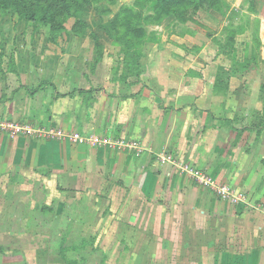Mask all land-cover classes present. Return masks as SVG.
<instances>
[{"label":"crops","instance_id":"obj_1","mask_svg":"<svg viewBox=\"0 0 264 264\" xmlns=\"http://www.w3.org/2000/svg\"><path fill=\"white\" fill-rule=\"evenodd\" d=\"M204 43L195 56L177 50L160 56L166 84L156 70L119 71L97 79L96 88L93 71L69 60L72 50L51 51L53 62L44 52L27 67L17 58V68L0 74V122L61 128L101 141L10 134L0 126V199L91 189L111 218L126 216L125 228L138 225L133 216L147 234L165 233L159 231L163 223L171 225L169 241L193 253L187 264H264V122L254 116L253 102L224 103L242 90L232 84L236 77L225 78V86L221 77L209 78L221 56L206 54L212 48ZM140 63L143 69V58ZM163 154L188 161L243 200L218 198L162 162ZM113 204L125 210L112 211Z\"/></svg>","mask_w":264,"mask_h":264},{"label":"rangeland","instance_id":"obj_2","mask_svg":"<svg viewBox=\"0 0 264 264\" xmlns=\"http://www.w3.org/2000/svg\"><path fill=\"white\" fill-rule=\"evenodd\" d=\"M134 1L115 0L110 6L112 13L103 15L97 10L107 8L106 2L97 10L90 6L75 8L62 25L52 28L0 9V74L8 67L12 71L17 68V58L27 67L29 60L40 61L44 52L45 59L53 62L51 51L61 49L64 54L72 50L68 54L74 58L69 60L75 64L79 59L83 71H93L95 87L101 88L97 79L119 71L139 75L141 71L156 70L155 75L161 78L166 75L167 64L160 56L175 54L173 50L195 56L207 42L212 50L207 48L206 54L213 55L216 50V55L221 56L216 60V71L212 68L208 73L209 78L218 81L221 77L220 86H225V78L236 77L232 84L242 90L240 94L234 91L226 95L224 103L253 102L258 106L254 116L264 122V0H214V5L196 10L187 2V13L178 19L173 15L165 17L149 2L144 9L133 5ZM124 6L142 11L141 37L121 35L125 31L121 16L116 26L109 24ZM238 55L240 61L236 59ZM141 58L146 62L143 69ZM191 77L195 86L200 76ZM165 78L160 79L161 84L168 82ZM134 79L130 74L129 80ZM172 168L179 170L174 164ZM90 190H50L47 197L36 192L4 195L0 199V264H187L186 258L193 253L182 250L177 241H169L170 232L175 231L171 225L163 223L159 231L167 229L165 233L147 234L143 233L146 225L133 216L131 220L139 226L125 228L126 216L111 218L113 213L103 210L101 196ZM125 207L113 204L112 211L120 212ZM181 256L182 261L178 259Z\"/></svg>","mask_w":264,"mask_h":264},{"label":"trees","instance_id":"obj_3","mask_svg":"<svg viewBox=\"0 0 264 264\" xmlns=\"http://www.w3.org/2000/svg\"><path fill=\"white\" fill-rule=\"evenodd\" d=\"M213 1L214 0H135L133 5L144 8L149 2L148 4L151 8H159L165 17L173 15L178 19L180 14L187 13V2H191L190 4H192L193 7H191L192 10H196L204 6L214 5ZM102 2L107 3V8L97 10L101 8L100 5ZM114 4L115 0H0V9L15 13L31 22L50 25L52 28V26L62 25L68 17H71L72 10L75 8L90 6L97 10L99 15H103L104 13H112L110 6ZM159 9L155 10L159 12ZM155 10L154 14L156 15ZM141 13V10L134 11L131 6H124L119 12L114 14L113 20L109 22V24L111 26H116L121 16V25H123L125 29L121 35H130L131 39L141 37L144 35V29L141 26ZM146 16V18L151 17L149 15ZM180 20L188 21L186 18H181ZM75 22H77V19H75ZM104 29L106 30V28Z\"/></svg>","mask_w":264,"mask_h":264},{"label":"built area","instance_id":"obj_4","mask_svg":"<svg viewBox=\"0 0 264 264\" xmlns=\"http://www.w3.org/2000/svg\"><path fill=\"white\" fill-rule=\"evenodd\" d=\"M0 126L2 129H7L10 134L25 133L42 138L60 140L69 138L74 142L89 141L93 144L99 143L101 141L100 138L94 136L87 137L79 134L78 132H67L61 128H34L30 125H23L8 121L0 122ZM102 141L104 142L105 140ZM161 161L171 163L172 165L174 164V167H178V171L180 173H183L189 179L195 181L201 186L211 188L214 194L222 200H227L232 204H237L243 200L241 194L235 193L229 186L219 184L218 182L213 180L207 173L198 169L197 167H193L192 165L188 164L187 161H184L181 158H176L172 154H163L161 155Z\"/></svg>","mask_w":264,"mask_h":264}]
</instances>
